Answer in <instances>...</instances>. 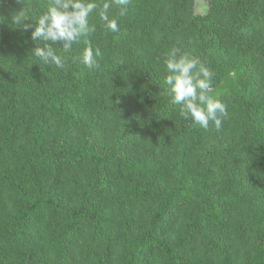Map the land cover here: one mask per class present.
Listing matches in <instances>:
<instances>
[{
  "label": "trees",
  "instance_id": "trees-1",
  "mask_svg": "<svg viewBox=\"0 0 264 264\" xmlns=\"http://www.w3.org/2000/svg\"><path fill=\"white\" fill-rule=\"evenodd\" d=\"M74 2L0 0V264H264V0H80L96 30L67 52L11 21ZM173 47L213 72L219 130L170 102Z\"/></svg>",
  "mask_w": 264,
  "mask_h": 264
},
{
  "label": "clouds",
  "instance_id": "clouds-1",
  "mask_svg": "<svg viewBox=\"0 0 264 264\" xmlns=\"http://www.w3.org/2000/svg\"><path fill=\"white\" fill-rule=\"evenodd\" d=\"M19 2V0H17ZM56 5H60V0H54ZM116 6H122L120 16L127 14L128 0H113ZM64 9L68 4L60 5ZM72 12L59 11L57 7L50 6L47 13L41 16L38 23L33 28L31 23H23L27 20L25 12L21 9L11 16L13 24L17 25L21 31H31L33 41L48 40L52 42L64 41L63 50L70 51L72 42L78 36H88L95 32V26L89 27L87 17L96 5L93 3L84 4L80 0L71 4ZM111 5L103 4V12L100 18L105 22L107 28L113 32L118 31L116 19H109L107 13ZM87 47L84 49L82 62L89 69L99 67L94 57H102L99 48L93 49L91 42L86 41ZM44 64H54L58 68H63L64 62L60 56L56 55L52 47L37 46L32 50ZM167 69L164 83L168 86L167 91L171 96L170 102L180 105L179 114L185 119L191 117L202 128L206 129L209 122H213L217 130L222 126V119L228 118L227 106L219 100H214L208 93L211 91V80L213 72L207 68L197 57H190L187 53H181V49L173 47L164 60ZM199 89V92L197 91Z\"/></svg>",
  "mask_w": 264,
  "mask_h": 264
},
{
  "label": "rangeland",
  "instance_id": "rangeland-1",
  "mask_svg": "<svg viewBox=\"0 0 264 264\" xmlns=\"http://www.w3.org/2000/svg\"><path fill=\"white\" fill-rule=\"evenodd\" d=\"M195 5V13L196 14H205L207 10V2L206 0H194Z\"/></svg>",
  "mask_w": 264,
  "mask_h": 264
}]
</instances>
